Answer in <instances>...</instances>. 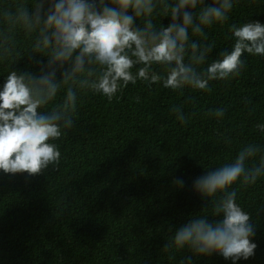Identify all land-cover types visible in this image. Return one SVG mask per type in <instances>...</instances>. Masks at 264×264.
<instances>
[{
    "label": "trees",
    "instance_id": "16d2710c",
    "mask_svg": "<svg viewBox=\"0 0 264 264\" xmlns=\"http://www.w3.org/2000/svg\"><path fill=\"white\" fill-rule=\"evenodd\" d=\"M35 2L0 0V91L9 71L39 76L48 63L46 54L33 52L38 31L29 33L17 20L18 10L31 11ZM211 3L205 0V6ZM158 12L154 23L167 27L171 16ZM228 15L223 24L205 27L203 36L190 30V42L212 49L197 66L201 72L231 51V25L264 24V0H233ZM241 60L240 74L210 82V91H174L138 80L109 102L61 81L57 102L69 87L78 100L74 126L54 141L59 165L35 176L0 170V264H180L189 256L192 264H233L220 254L164 247L190 219L222 218L212 216L210 199L194 190L197 178L233 161L247 144L261 149L257 162L264 155V132L257 127L264 125V55L245 52ZM174 107L186 122L176 118L181 113ZM220 108L225 114L216 117ZM176 178L183 188L173 183ZM233 188L251 215L257 244L252 257L235 264H264V177Z\"/></svg>",
    "mask_w": 264,
    "mask_h": 264
},
{
    "label": "clouds",
    "instance_id": "9594fccd",
    "mask_svg": "<svg viewBox=\"0 0 264 264\" xmlns=\"http://www.w3.org/2000/svg\"><path fill=\"white\" fill-rule=\"evenodd\" d=\"M158 8L171 16L167 27L157 28L154 23ZM232 8L233 0H212L207 6L205 0H36L31 11L21 7L17 20L29 33L38 31L33 52L46 54L48 63L39 76L8 72L0 91V170L35 176L59 165L61 152L54 141L74 126L78 100L69 87L57 102L61 81H72L111 102L138 80L149 86L162 82L164 88L174 91H210V82L238 76L245 52L264 55V24L231 25V51L203 72L197 66L205 63L211 46L190 42V30L192 35L203 36L205 27L226 22ZM9 39L4 38L5 55L10 54ZM172 111L181 113L176 118L186 122L181 109ZM225 111L220 108L213 114L223 117ZM257 127L264 132V125ZM260 151L257 145L247 144L233 161L195 180L194 190L212 203L211 215L222 218L214 223L204 215L190 219L174 231L164 251L187 249L201 256L215 253L233 264L255 254L251 215L237 203L233 185L238 181L242 186L254 185L264 177V155L258 162L255 159ZM173 183L184 187L180 178ZM180 264H192V257Z\"/></svg>",
    "mask_w": 264,
    "mask_h": 264
}]
</instances>
